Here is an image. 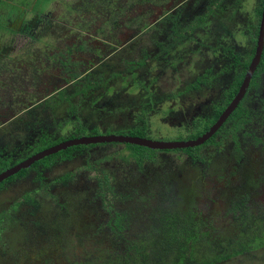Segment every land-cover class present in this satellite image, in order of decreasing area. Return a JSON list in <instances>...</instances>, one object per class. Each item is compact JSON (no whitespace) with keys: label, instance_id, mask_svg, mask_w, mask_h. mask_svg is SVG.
<instances>
[{"label":"rangeland","instance_id":"rangeland-1","mask_svg":"<svg viewBox=\"0 0 264 264\" xmlns=\"http://www.w3.org/2000/svg\"><path fill=\"white\" fill-rule=\"evenodd\" d=\"M24 1L29 14L45 13L54 7L52 11H56L57 17L70 19L71 23H78L80 26L76 29L88 28L90 34L94 30L119 27L124 29L123 32L128 31V34H133L136 32V23L132 21L139 20L142 23H154L160 14L168 11L167 9V11L162 10V8L172 9L176 3V0H131V2L128 1L125 4L127 0H103L99 8L98 2L100 0H92L93 10L88 9L86 12L82 9L84 12L82 13L81 10L77 11L71 8L73 2L79 0ZM239 1L241 6H239V3L236 4L238 7L233 8L234 12L230 16L228 14L224 16L225 35L223 37L227 42L225 44L235 48L238 47L241 57L245 59L253 47V31L254 29L257 31L259 26L258 10L262 11L264 4L262 5V0H257L255 5L253 0ZM122 6L127 9L123 11L120 9ZM199 6L201 5L199 4ZM0 7V47L12 45V43L16 45L15 52L10 53L8 58L0 61V73L4 70L8 74L12 67L8 60L17 58L15 59L16 61L19 60L17 67L20 69L21 66L24 72L30 74L28 68V64H31V61L28 62L29 53L31 51L44 52L49 50V53H40L33 61V66L42 71L40 76L44 77L45 82L42 81L41 83L40 80H35L36 78L29 80L30 83L27 89L17 95L15 93L17 85L11 86L10 84L17 83L19 80L16 78L12 82L10 79L2 80L0 78V88L7 90L14 87V96H16L14 97L9 93L10 101L7 96L0 100L4 105L10 106V109L4 108V105L0 108V125L5 124L3 122L7 119H15L20 115L23 106H28V100L34 102L37 97L38 99L43 98V93H48L50 91L49 85L54 82L55 85H57L56 83L60 85L53 86V92L58 88L64 93L68 92L70 99H73L74 107L69 106L73 108L69 119L60 118L64 112L68 111V104L66 103L63 104L64 106H60L56 112L54 111V105L47 107L45 114L36 115L43 119L42 124L34 119L33 124L38 125V127H45L50 122L47 129L52 134L46 138L47 140L44 143L47 148L66 140L71 135L79 138L107 133L114 135L111 134L112 131H116L115 133L118 134L117 131L124 132L130 128H145L147 130L145 138L153 141L178 142L185 140L184 135L187 137L191 132H189L187 126L180 127L179 125L196 122L203 119L207 114V111L197 112V107L194 104L197 103L201 107L205 100L204 96L207 97L212 91H216V88H222L224 84H228L231 80V75L228 73L223 77H218V79H221L218 80L219 83L210 81L206 90L202 89L201 91L192 92L193 94H188L193 99L175 101L179 105H184L183 111H172L166 116H161L163 114L161 113L162 110L169 107L171 97L178 92L184 94V88L193 83L195 77L199 78L200 74L207 68H211L214 72L217 71L216 64H211V58L199 51L193 50L192 56L187 62L186 57L189 55V46L193 45L183 44L178 45L176 51L172 53L176 54L177 57L181 56L183 63L177 61L171 77L161 78L156 84L157 91L154 94H157V98L161 99L154 106L157 117L156 115L152 117L153 112L150 115L146 113L149 104L142 101L144 91L142 89L133 90V80H128L122 87L120 81H113L112 86L116 87L117 92L115 91L111 98L103 93V91L109 92L106 82L103 81L96 93L98 104L96 107H88L95 109L88 110L84 107L79 109L75 89L72 86L58 82L61 78L50 79V71L52 70L56 77L57 72L53 67V61H50L48 65L44 62L48 58L54 59L60 55L64 56L65 48L67 49L69 46L60 44V49H62L56 52L54 48L56 42L52 41L50 37L38 41L28 38L15 41L17 34L6 29L5 26V18L9 17L7 15L10 14L8 8H12V12L13 7L12 5L6 7L0 5ZM102 7H104L102 9L104 12H100ZM173 11L175 10L170 11V15L173 14ZM107 15H109V19ZM134 17H137V19ZM106 20H108V25H104ZM88 22H91L89 27L83 25ZM164 29L167 30V23ZM165 32L161 31L160 34ZM103 34L107 39L108 36H111L106 32H102ZM155 34L156 36L160 35L158 32H155ZM144 35L140 42L135 43L132 57H136L135 61H140L143 59L141 55L144 54L146 55L144 61L158 67L149 72L147 78H150L157 71L162 72L164 67L168 68L165 60H168L169 55L165 54L166 50H160L159 47L154 45L153 32H147ZM216 38L211 37L214 44L217 43ZM174 40L178 42L179 38L175 37ZM183 40L185 38L181 40V43ZM76 43H79L78 39ZM168 44V41L164 42L165 47ZM80 47L91 48L85 41L81 43ZM69 51L72 53V50ZM113 56H116V54H113ZM72 58L74 60L84 59L79 56V53H76ZM22 60L26 62L23 63ZM113 62L116 65L118 63L121 65L119 56L118 58L115 57ZM121 66L125 67L123 64ZM176 68H178V71L174 72ZM115 70L116 67H108V70L105 71L107 72L106 77H112L113 74V78H116ZM139 72L140 81L147 83L146 78L143 77L148 72ZM80 73H83V69L80 70ZM123 74L127 73L123 72ZM166 76H169V71L166 72ZM95 77L97 75L90 76L89 81L95 80ZM28 78H30V75H28ZM49 79L52 83L47 81ZM107 81L109 84L111 78ZM3 82L4 85L1 84ZM47 89L49 91L45 92ZM84 89H86L85 86ZM197 94L199 98L194 100ZM252 95L253 92L249 94L252 103L248 108L251 110L259 109L263 106V102L253 98ZM261 95L259 99H262ZM185 96L186 94H184ZM218 97L219 95L214 94L213 99L216 100ZM48 101L53 102L52 96ZM172 107L170 108L172 109ZM73 115H76L75 120H73ZM159 115L161 116L160 119ZM21 118L23 121L17 124L13 119L11 123L14 124L6 126L7 132L0 135V162L3 161L1 159H7L8 157L12 160L18 156L27 157L24 154L26 152L22 150V148H25L26 141L23 138L16 142L14 134L22 127H26L30 132L33 127L32 116L23 115ZM54 119H56L57 124L52 123ZM262 119H264V110ZM46 120L49 122L44 124ZM68 120L73 126L64 127ZM76 122H79V126L82 128L81 131L79 127L77 128ZM99 123L112 130L95 127ZM253 125L254 122H252ZM179 129H183L184 132ZM252 134L253 137L260 136L261 139L264 138V124H256ZM230 135V133L224 137L218 135L215 137L214 143L207 144L197 150L195 157L199 162H196L195 165L187 159L185 153L180 151H149L138 146L136 148L129 147V144L124 143L106 144L75 152L66 161L58 157L55 165L43 173L45 177L43 186L41 182L36 181L37 173L31 171L28 172L26 177L13 178L10 183H4L0 188V216L14 214L18 217L17 221L7 222L5 228L0 230V264H66L64 262L66 257L72 258L83 254L82 258L84 260L89 258L91 253H95V250L104 251L103 253H105L113 238L112 233L108 230V221L111 214L113 215V212H109L111 209H117V212L126 211L128 226L125 227V232H129L128 234L131 235L134 234L133 229L137 224L145 222L152 212H156L155 210L162 209L163 212L171 214L175 212L184 215L191 214L193 220L202 222L200 225H203V227H201L206 231H210L213 236L222 240H229L237 235L239 231L237 230L239 226L236 227L230 213L233 205L242 200L246 210H253L255 207H258L259 212L264 210V139L260 144L254 145L245 143V136H241L237 140L240 143V154H236L234 151L236 144ZM21 136H27V134L21 132ZM34 151L32 150V153ZM131 153L140 154L141 157L134 158ZM11 159L6 160L8 161L7 167H3L4 169L2 168L1 172L15 165ZM64 175L71 176L66 185L62 186L57 182H53V178ZM161 193H166V202L160 201ZM26 195H31L42 205L41 210L34 217H29L19 207ZM247 205H249V208H247ZM33 222L35 223L32 224ZM222 264H264V251H259L255 255L246 256L245 258H232L228 263Z\"/></svg>","mask_w":264,"mask_h":264},{"label":"flooded vegetation","instance_id":"flooded-vegetation-1","mask_svg":"<svg viewBox=\"0 0 264 264\" xmlns=\"http://www.w3.org/2000/svg\"><path fill=\"white\" fill-rule=\"evenodd\" d=\"M128 1L131 2V0H127V1H125V4H126V2L128 3ZM173 1H175V0H173ZM256 1L257 0H253L254 5H255ZM102 2H103V0H100L98 2L99 8L101 7ZM238 3H239V6H241V3L239 0H178V1L176 0V3L172 9L162 8V10H165V11L168 10V11L160 14L159 18L157 19V21H154V23L153 22L142 23L139 20L132 21V22L136 23V29H135L136 32L133 34H128V31L123 32L124 29L122 27L112 28V29L108 28V29L94 30L92 32V34H90L88 32V28L87 29L82 28V30L76 29V27L80 26L78 23H71L70 19H63L61 17H57V14L55 13L56 11H52V10H54V7L45 13L39 12V13L29 14L27 8L25 7L26 4L14 3V4H12L13 11L9 15H7L9 17L5 18V26H6V29H9L10 31L17 34V36L15 37V41H17V40L20 41L21 38H23V39L28 38L30 40L32 39V40L38 41V40H43L44 38L50 37L52 41L56 42L54 45L56 52H59L62 49V48L60 49V47H61L60 44H65V45L69 46V48H67V49L65 48L66 51H64V54H65V55L63 54L64 56L60 55L54 59L48 58L44 62L46 65H48L50 63V61H53L52 62L53 67L55 68V70L57 72V77H56L54 72L51 70L50 74H49L50 79L53 80L55 78H61L58 82L65 84V85L72 86L75 89V94L77 97L76 99L78 100V108L79 109L82 107L87 108L88 110L89 109H95V108H88V107H93V106L96 107V105L98 104L97 99H96V93L98 91V89L95 88L96 83L101 82V84H103L102 82L105 81L106 85H107V89L109 92L106 93L103 91V93L107 97L111 98V96L117 90L116 87L112 86V84H114V83H112L113 81H115V80L120 81L121 87H122V85H124L128 80H133L134 81L132 84L134 87L133 90H135V91H138L140 89L143 90L144 88L140 87L141 84H139V80L141 78L139 76V74H140L139 71L148 72L147 74L144 75L143 78H146L147 83L152 81V83H153V86L151 87L152 92L150 94H148L143 90L144 95H142V101L149 104V106H147V108H146V113H148L150 115V113L153 112L152 117H154L156 115V110L154 107L155 104H157L156 102L158 100H161L160 98H157V96H158L157 94H154V92L157 91L156 84L161 80V78H164V77L170 78L171 77V75H172L171 73L173 71V68L176 67L177 61H181L183 63V59L181 56L177 57L176 54H172V53L176 51V48L178 47V45L179 46L183 45V44L193 45V46H189V55L186 57L187 58L186 61L188 62L189 59L191 58V56H192L191 53L193 52V50L199 51L202 54L211 58V61H212L211 64L212 63L216 64L217 71L214 72V70H212L211 68H207L205 71H203L200 74V76L204 75V74H206V76L205 77L203 76L204 79L201 80L199 87L195 90L192 89V90L184 93V94H186L185 97H184V94H181L182 92L181 93L178 92V93L174 94V96H172L170 99L171 101L169 100L171 102L168 104L169 107L165 108L161 112V113H163L161 116H166L169 112L183 111L184 110V108H183L184 105L183 104L179 105L175 101H180V100L189 101V100L193 99V97H189L188 94H193L192 92H195V91L197 92L198 90L201 91L202 89L206 90L208 88V85L210 84V81L219 83L220 81H218V80H221V79H218V77H223L225 74H228V73L230 75L231 74L235 75V73L240 72V70H241V68H240L241 53H240V51H238V47L235 48L234 46L225 44L227 42H226L225 38L223 37L225 35L224 34L225 29H224V23H223L224 22V16L226 14H228L230 16L234 12L233 8L235 6L238 7V5H236ZM199 4L201 6L198 7ZM263 4H264V2H263ZM71 8H73V10H77V11H80V10L82 11V9H84L87 12L88 9L93 10V1L92 0H79L78 2L75 1V2H73V5L71 6ZM99 8H98V10H99ZM102 9H104V7L101 8L100 12H104ZM120 9L125 11L127 8H124V6H122ZM171 10H175V11H173L172 15H170ZM63 12H64V9H63ZM26 13H28L27 14V15H29L28 17L26 15ZM65 13H67V12L65 11ZM82 13H84V12L82 11ZM61 15H64V14H61ZM107 18L109 19V15H107ZM134 18L137 19V17H134ZM74 21H76V20H74ZM166 23H167V30L164 29ZM90 24H91V22H88L87 24H83V25L89 27ZM105 24L108 25V20L105 21L104 25ZM198 25H200V26H198ZM128 26H129V24H128ZM128 26H126V27L128 28ZM177 27H181V28H177ZM127 28H125V29L127 30ZM191 28H193V31L191 30ZM258 28H259V26H258ZM83 30H85V31H83ZM130 30H131V28H130ZM161 31H166V32L160 34ZM102 32H104V33L106 32L108 35L111 34V36H108V39H107L106 37H104V34L102 35ZM147 32H149V33L153 32V34H154V39H153L154 45L159 47L160 50H162L163 48L164 49L169 48V50L167 49L165 51V54L169 55L168 60L167 61L165 60V62H167L168 68L164 67L162 72L159 70L156 73H154L153 75H151L150 78H147V76H148V74H150L149 72H151V70H144L145 69V63L150 65V63H147V61H144V58L146 55H144V54L141 55V57L143 58L142 59L143 61L142 60L135 61L136 57L135 58L132 57V52L135 49L134 48L135 43L137 44L138 42H140L145 36L144 33H147ZM155 32H158V34H160V35L156 36ZM191 32H193L195 35V41H193L191 39L190 40L185 39L184 43H180L181 41H178L179 43L176 42L177 44H175L174 43L175 40H171L172 37H175V35H176L175 33H178L180 35H184L185 37H187V36H190L192 34ZM219 32L222 34H220ZM163 34H164L165 38L163 37ZM250 34H251V30H250ZM253 34H254L255 39L253 40V47L252 48H254V52H255V44H256V39H257V35H258V29H257V31H255V29H254ZM226 35H229V34H226ZM161 37H163V38H161ZM211 37H213L214 39L217 37L216 38L217 39L216 44H214V41L211 39ZM77 39H78L79 43H76ZM84 41L88 46H91V48L80 47L81 43ZM165 41H168L170 45H167L165 47V45H164ZM12 42H13V40H12ZM69 42H70V44H69ZM91 43H93V44H91ZM93 45L98 46V47H94ZM15 47H16L15 43H12V45L9 44V45L1 46L0 47V61H2L4 58H8L10 56V53L15 52ZM46 47H48V46H46ZM30 48H32V47H30ZM63 48H64V46H63ZM69 50H72V53ZM45 52L49 53V50L44 51V52L43 51L42 52L41 51H31L29 53L28 62L31 61V64H28L29 65L28 68H29L30 74H27L26 71L24 72V70L21 66H20V69H19V67H17V65L19 63V60H17V61L15 60L17 58L9 59L8 61L12 65L11 70L9 71L8 74L3 70V72L0 73V78L2 80L10 79L12 82L14 81V79L17 78L19 80L17 83L13 82L12 84H10L11 86L17 85V91H15V93L17 95L19 93L23 92L24 90H26L30 81L35 79V78H36L35 80H40V82L42 83V81H44V77L40 76V73H42V71L38 67L33 66V61L36 60L37 56L40 55V53L43 54ZM254 52L252 54V49H251V51L249 53V55L251 56L250 62L253 58ZM76 53H79V56L83 57L84 59H82V60L81 59H75L74 60V58H72V57H74ZM113 54H116V56H113ZM118 56H119V62H121V65L123 64L125 67H122L119 63H118V65H116L113 62V59L115 57L118 58ZM22 62L24 63L26 61L22 60ZM130 62H134L136 64L132 66V65H130ZM141 64H142V66L140 67L139 65H141ZM31 65H32V68H31ZM258 66H257V68H258ZM108 67H111V68L116 67V70H115V73L117 76L116 78H113V74H112V77L111 76L106 77L107 72H105V71L108 70ZM226 67H228L230 69V72H221V70L226 68ZM130 68H132L131 73L129 72ZM152 68H153L152 71H154L155 70L154 68H158V67L152 65ZM191 68H192V66H191ZM257 68H256L254 74L256 73ZM82 69H83V73H80V70H82ZM97 69H99V70H97ZM247 69H248V67H247ZM247 69L244 72V76L247 72ZM60 71H61V73H60ZM167 71H169V76H166ZM176 71H178V68H176V70H174V72H176ZM123 72L127 73V74L124 75ZM159 73H162V74H159ZM9 74H10V76H9ZM254 74H253V76H254ZM3 75H4V78H3ZM28 75H30V78H28ZM92 75H94V76L97 75V77H95V80L89 81V79H91L90 76H92ZM99 75H101V79H99ZM134 75H136L138 77H135ZM232 75H231V80H230V82H228V84H224V86L222 88H219V89L216 88V91H212L211 94L208 95L207 97L204 96L205 100L202 103L201 107H199L197 103L194 104V106L197 107V109H196L197 112L200 111V113H203L204 111H207L206 116L209 117V119H207L205 116L203 119H199L196 122H193V123L191 122L190 124H187V125L180 124L179 126L180 127L187 126V129H189V132L193 133L194 130L196 128H198L199 123H208V128L206 130H204L203 133L208 131L209 128L217 121L220 114L224 111V109L228 106V104L231 102V100L236 95V94H234L233 97L230 99V101L226 105H224V104L222 105V103L220 102V100H222V99L225 100L228 97L227 93L229 92L228 90L230 88V85L232 84L231 83ZM26 76H27V78L25 79ZM213 76H214V78L212 79ZM244 76H243V78H244ZM110 78H111V82L108 84L107 80H109ZM259 78L261 80L260 84L263 85L264 74L263 73L260 74ZM50 79L47 81L49 83H52V81ZM178 79H180V78H178ZM197 79L198 78L195 77L194 80L196 81ZM84 80H87L89 82L90 86L92 87V88L90 87L89 90H86V92L82 91L84 89V85L86 83V82H84ZM242 81H243V79H242ZM251 81H252V78L250 80L249 87L246 90L244 97L247 96V94H250L252 91ZM1 84L4 85L5 83L3 82ZM56 84L57 85H55V82H54V83H52V85H49L50 91L47 89V91H45V92H48V91L49 92L43 93L44 94L43 98L40 97L38 99V97H37L34 102H30L28 100V102H27L28 106H26V105L23 106L22 110L20 111L21 116L18 115L19 117L17 116V117H15V119L9 118L6 121H4L3 123H5V124L0 125V135L7 132L6 126H10V125L14 124V123H11L13 121V119L15 120V124L20 123L21 121H23V119L21 117L24 115V116H32L33 127L31 128L30 132L26 127H22L18 132H16L14 134L15 135L14 140H16V138L18 136H21V132H23L25 134H30V136H31V138L28 139L29 141H26L27 148H35V142H38L39 138H44V140H47L46 138L49 137L50 134H52L47 129V127H49L50 122L46 120L44 124H47L49 122L48 125H45V127H38V125L33 124L34 119H37L41 124H42L43 119L37 117L36 115L37 114H45L47 107H49V106L52 107L54 105H55L54 111L56 112L60 106H64L63 104L66 103V104H68V106H67L68 111L64 112L65 114L63 113V115L60 118L69 119L70 115L72 113L71 110L73 109L70 107H74L73 99H70L68 92L64 93L58 88L55 89L53 92V86H59L60 85L59 83H56ZM240 86H241V84H240ZM240 86L238 87L237 92H238ZM185 89L186 88H184V90ZM211 89H213V88H211ZM14 90H15L14 87H11L7 90H3V88H0V91H1L0 92V100L4 99V97L7 96L9 101H10L11 97H9L8 95H9V93H11V95L14 96ZM41 91H43V90L41 89ZM257 91H258V96L252 95V97L256 98L257 100H261V99H259V96L261 95V93H263L261 95V97L262 98L264 97V86L260 87ZM225 92H227V93H225ZM214 94L219 95V97L216 100L213 99ZM124 95H127V94H124ZM51 96L53 98L52 103H50V101H48L51 98ZM14 97H16V96H14ZM198 98H199V96L197 94V96H196V98H194V100H196ZM243 98H242V100H243ZM17 99H18V96H17ZM137 100H138V98H137ZM24 101H25V98H24ZM251 103L252 102L250 100L248 102V107H250ZM160 104H159V106H160ZM3 105H4V103H2L0 101V108H2ZM171 106H173L172 109L170 108ZM218 106H221L224 108L222 109L220 114L217 116V118L214 119L215 112H216L215 107H218ZM237 107H238V105H237ZM237 107H236V109H237ZM262 107H264V101H263V106H261L259 109H256V110L249 109L251 114H252V119L247 125L246 124H241L238 126L234 125L235 133L233 135H230V137L236 144L234 146V151L236 154H240V151H239L240 143H239V141L237 142V140H239V138H241V136H243V137L245 136V140H246V141H244L245 143H250V144L252 143L254 145L260 144L262 142V140L264 139V138L261 139L260 136L253 137V134H252V131H254V126L256 124H258V125L264 124V119H262L264 108H262ZM4 108L10 109V106L4 105ZM157 110H159V108H157ZM233 112L231 113V115L233 114ZM73 116H74L73 120H75L76 115H73ZM161 116L159 115V119L161 118ZM156 117H157V115H156ZM229 117L224 121V123L219 127V129L207 141H205L200 146H197L194 148H187V149L197 148V150H199L201 147H204L207 144L214 143V139L216 136H218V135H220L222 137L227 136L228 133H226V131L229 130L231 124L233 123V122H230L228 120ZM56 119L52 120V123L57 124ZM211 120H213V121H211ZM252 122H254L253 126H252ZM76 124H77V128L79 127V130H81L82 128H80L79 122H76ZM66 126H73V124L70 122V120H68L67 123H65L64 127H66ZM192 126H193V128H192ZM95 127L107 129L110 131L112 130V129L104 127L100 123L96 124ZM136 129L142 130L143 128H130L124 132L123 131H117V132H119L118 134L115 133L116 131H112L111 134L129 136L127 134L129 132H131L132 130H136ZM187 129L185 130L186 132H187ZM75 131L78 132V130H76V129H75ZM180 131L184 132L183 129ZM203 133H201V135ZM101 135H109V133L101 134ZM190 135H188L187 137L184 135V137L186 139L182 140V141L193 140V139H196L197 137L200 136L199 135V136L192 139V138H188ZM95 136H97V135H95ZM250 136L252 137L251 139L249 138ZM76 137L77 136H75V135H71L66 140L74 139ZM77 138H79V137H77ZM66 140H63V141H66ZM57 144H59V143H57ZM57 144L55 143L54 146H56ZM107 144H122V143H107ZM104 145H106V144H96V145H92V147H89V145L83 146L82 149L73 150L69 154V157H67V156L64 157V155H58L52 161L47 162L46 164L43 162L35 164V162H34L28 168L24 169L25 170L24 175H22L21 177H16V178H23L24 176L26 177L28 175V172L31 171V172L37 173L36 181L41 182L42 186H43V182H45V177L43 176L44 175L43 173H45V171L49 170L50 168H52L55 165V163L57 162L56 159L58 157H61L62 160L66 161L75 152H78L80 150L82 151L84 149H90V148L92 149V148H96V147H100V146H104ZM51 147H53V146H51ZM51 147H48V148L45 147L42 150H46V149H49ZM71 148H73V147H71ZM145 149H147V148H145ZM42 150L32 153V151L28 149L27 153H29V155L27 158H25V160L30 158L31 156L41 152ZM179 150H183V149H179ZM154 151H160V150H154ZM171 151H174V150H168V151H163V152H171ZM187 159H189V161H191V163L194 165L196 164V162H199L196 157L193 159V158H190L187 156ZM15 164H17V163H15ZM64 176H69V175H64ZM64 176H61L59 178H53V182L54 183L57 182V183L61 184L62 186H64V183L62 181V177H64ZM70 179H69V181H70ZM11 181H13V180L11 179V180L7 181L6 183H10ZM1 187L2 186H0V188ZM163 192H165V191H163ZM161 195H164V193H161ZM165 195H166V193H165ZM242 203H243L242 200L239 201L238 203L233 205V207H231V210H230V213L233 216V221L235 222L236 227L239 226V228L237 230H240V228H242L244 226L243 222L247 221L251 215H255L257 218H258V215H260L259 214L260 210H258V207H255V209H253V210H246L247 212L243 211V209L241 207ZM263 204H264V202H263ZM19 207H21V211H25L29 217H34L36 214L39 213L42 205L38 200H36L35 198H32L31 195H26V197L24 198L23 202L20 204ZM247 208H249V205H247ZM261 212L264 213V210H261ZM123 213H126V211H123ZM247 214H249L250 216L249 215L247 216ZM17 217L18 216L14 215V214L1 215L0 216V230L5 228L7 222H10V221L14 222L15 220L17 221ZM34 223L35 222H33L32 224H34ZM254 225H258V223L255 222ZM259 251L263 252L264 250L255 249L252 252V255H249V256H253V255H255V253H257ZM43 264H46V263H43Z\"/></svg>","mask_w":264,"mask_h":264},{"label":"trees","instance_id":"trees-1","mask_svg":"<svg viewBox=\"0 0 264 264\" xmlns=\"http://www.w3.org/2000/svg\"><path fill=\"white\" fill-rule=\"evenodd\" d=\"M264 0H262L263 5ZM258 16L260 19L261 10H258ZM200 26V25H198ZM181 28V27H177ZM194 28V27H193ZM193 28L191 30L193 31ZM190 36L185 37L184 35H180L175 33V37L179 38V41L182 39H191L195 41V35L193 32ZM175 37H172L171 40H174ZM255 37H253V40ZM185 40L182 41L184 43ZM154 43V40H153ZM172 43V42H171ZM175 44L179 42H174ZM181 43V42H180ZM194 43V42H193ZM173 44V43H172ZM170 45V44H168ZM169 50V48L162 50ZM254 52V48H252V54ZM250 55L247 58L240 57V72L232 75V81L229 88V92H225L228 94V97L225 100H220L222 105H226L230 99L236 94L238 87L240 86L244 72L246 71L249 63H250ZM237 60V59H236ZM143 61V60H142ZM136 63L130 62V65H135ZM140 67L142 66L139 65ZM145 63V70L152 71V64L150 66ZM131 69L129 72L131 73ZM221 72H230L228 67L221 70ZM264 74V49L262 52V57L257 68L256 73L252 77L251 88L253 95L258 96V89L263 87L260 84L261 80L259 78L260 74ZM138 75V74H137ZM135 77H138L134 75ZM206 74L201 75L195 82L186 86L184 93L190 91L192 89H197L201 80L204 79ZM101 77V75H99ZM133 77V76H132ZM214 76L212 77V79ZM86 89H89L91 86L87 80H84ZM204 82V81H203ZM103 83V82H102ZM205 83V82H204ZM140 87H143L144 91L148 94L152 92V81L148 83H144V81L139 80ZM101 82L96 83L95 88L99 89L101 86ZM92 88V87H91ZM86 89H83V92H86ZM105 92V91H104ZM251 100L249 94L243 98L238 104L237 109L233 112V114L229 117V121L233 122L226 131V133H230L233 135L235 133V126L241 124H248L252 119V114L248 108V102ZM264 101V97L261 99ZM224 107L218 106L215 107V117L220 114ZM264 108V107H262ZM209 119V117H206ZM213 121V120H211ZM209 122V121H208ZM210 123V122H209ZM208 128V123H199L198 128L194 130L193 133L189 136V138H195L201 133L204 132ZM77 130V129H76ZM81 131V130H80ZM147 130L145 128L132 130L127 135L129 136H137L141 138L146 137ZM24 138V139H23ZM30 134L27 136H18L16 138V142L21 139L27 141L26 139H30ZM22 140V141H23ZM46 140L44 138H39L38 142H35V148H27L25 144V148H22L23 151L27 153V150H35L40 151L45 148L44 143ZM129 147H137L128 145ZM92 147V145H89ZM83 146H76L73 148H68L67 150L61 151L57 154L44 157L35 162V164L43 162L47 163L52 161L58 155H64V157H69V154L73 150L82 149ZM149 150V149H145ZM153 151V150H149ZM185 153L190 158H195V149H183L179 150ZM171 152H178V150H174ZM28 155L29 154H26ZM23 154V155H24ZM131 156L134 158L141 157L140 154L131 153ZM26 157V158H27ZM11 159L10 157H8ZM7 158V159H8ZM7 159L0 162V172L2 168L7 167ZM25 157L18 156L15 159H11L14 163L20 162L24 160ZM141 159V158H140ZM6 164V165H5ZM34 164V165H35ZM3 168V169H4ZM25 174V170H21L16 175L8 178L3 181L0 186H2L7 181L21 177ZM71 176L62 177V181L64 185L67 184ZM166 195H161L160 201H166ZM243 211H246L244 205L241 204ZM156 212H152L148 219L141 224H137L133 229V235L128 234L129 232H125V227L128 226V216L126 213L117 212V209H111L109 212H113L108 221V230L112 233L113 238L108 245L107 252L95 250V253H91L89 258H85L83 260V254L80 256H73L72 258H65L64 262L66 264H222L228 263L230 259L236 257H246L252 255V252L257 249L264 250V213L260 212L258 218L255 215H249V219L243 222L244 226L240 228L237 235L233 236L229 240H222L219 237L213 236L210 231H206L203 229V225H200L202 222L194 221L193 216L190 214L184 215L175 212L174 214L163 212L162 209L155 210ZM247 212V211H246ZM257 222L258 225H254ZM130 223V222H129ZM138 226V229H137ZM202 226V227H201ZM92 245V243H91ZM86 252V251H84ZM81 258V259H80ZM244 261V260H243Z\"/></svg>","mask_w":264,"mask_h":264},{"label":"water","instance_id":"water-1","mask_svg":"<svg viewBox=\"0 0 264 264\" xmlns=\"http://www.w3.org/2000/svg\"><path fill=\"white\" fill-rule=\"evenodd\" d=\"M263 48H264V5L260 16L258 35L255 44V52L238 92L231 100V102L228 104V106L224 109V111L220 114L217 121L209 128V130L203 133L202 135H200L199 137H197L196 139L187 140V141H178V142H163V141H153L147 138H141L137 136H126V135H97V136L74 138L63 141L49 149L42 150L41 152L31 156L30 158L21 161L20 163H17L14 166L8 168L7 170L1 172L0 183L16 175L21 170L28 168L34 162L44 157L56 154L60 151H64L68 148L76 147V146H87V145L107 144V143H124L142 148H147L150 150H160V151L179 150V149H187V148H194L200 146L219 129V127L231 115V113L236 109L237 105L244 97L246 90L249 87L250 80L257 66L260 63Z\"/></svg>","mask_w":264,"mask_h":264},{"label":"crops","instance_id":"crops-1","mask_svg":"<svg viewBox=\"0 0 264 264\" xmlns=\"http://www.w3.org/2000/svg\"><path fill=\"white\" fill-rule=\"evenodd\" d=\"M14 3H19V4H25V1L24 0H0V5H3V6H9V5H12ZM1 8V7H0ZM10 13H11V8H8ZM3 11V9H2Z\"/></svg>","mask_w":264,"mask_h":264}]
</instances>
